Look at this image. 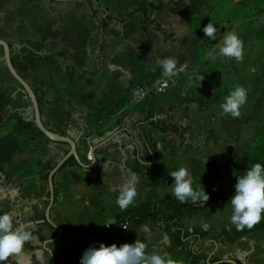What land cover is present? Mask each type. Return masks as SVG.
I'll return each mask as SVG.
<instances>
[{
	"label": "crops",
	"instance_id": "0c3cea01",
	"mask_svg": "<svg viewBox=\"0 0 264 264\" xmlns=\"http://www.w3.org/2000/svg\"><path fill=\"white\" fill-rule=\"evenodd\" d=\"M149 1L158 5V0ZM165 1L162 9H148L153 23L144 29L141 13L127 19L144 0H0V39L9 43L18 72L49 101L42 108L43 120L77 142L84 163L92 161V151L95 155L91 167L75 158V165L56 174L59 189L50 224L45 218L49 194L44 169L55 165L69 146L42 136L36 125H24L30 123V100L10 74L0 46V215L12 214L14 227L23 225L33 235L7 264H51L50 252L40 250L45 240L51 241L47 247L56 264H79L98 241L119 247L140 239L149 254L163 253L171 241L157 222H139L112 237H107L106 225L118 226L126 211L172 194L169 172L181 166L189 170L194 189L229 192L252 148L264 141L260 95L250 102L247 92L241 116L233 119L220 105L238 85L214 87L216 74L206 81L204 70L193 71L208 54L191 12L215 0ZM106 15L115 21L99 29ZM169 57L177 61L175 82L131 103L137 84L151 86L168 78L157 61ZM227 71L220 76H228ZM157 115L165 117L156 120L172 118L186 133L182 137L173 129H150L144 138L137 123ZM130 180L138 196L121 211L116 200ZM230 217V202H221L199 209L183 224L189 231L233 230ZM202 244L206 261L184 253L169 256L178 264H232L221 262L226 259L264 264V229L226 246L209 237Z\"/></svg>",
	"mask_w": 264,
	"mask_h": 264
},
{
	"label": "clouds",
	"instance_id": "9594fccd",
	"mask_svg": "<svg viewBox=\"0 0 264 264\" xmlns=\"http://www.w3.org/2000/svg\"><path fill=\"white\" fill-rule=\"evenodd\" d=\"M216 28L212 22L208 23L203 32L208 39H214ZM243 40L236 34H228L220 47L221 57L234 58L242 61L244 58ZM212 59H215L213 56ZM161 66L164 76H175L177 61L173 57L157 61ZM247 102V89L236 86L225 97L220 105L223 114L230 115L233 119L241 116V108ZM174 183L170 189L175 198L181 203L204 201L207 203L209 195L203 186L200 189L193 188L189 170L183 166L177 171L169 172ZM235 192L230 199L231 217L230 222L237 231L245 228L251 230L262 220L264 213V166L255 163L247 169L243 175L237 177ZM138 196V189L134 181H128L120 190L116 204L121 211L133 206ZM19 224V221H16ZM110 226V225H106ZM33 239L31 232L26 231L24 226L14 227V217L10 213L0 215V264H7L10 257L19 255L26 242ZM79 264H178L168 253L153 251L147 252V244L137 239L135 243H125L117 247L116 244L106 246L103 243L99 247H89L85 250Z\"/></svg>",
	"mask_w": 264,
	"mask_h": 264
},
{
	"label": "trees",
	"instance_id": "16d2710c",
	"mask_svg": "<svg viewBox=\"0 0 264 264\" xmlns=\"http://www.w3.org/2000/svg\"><path fill=\"white\" fill-rule=\"evenodd\" d=\"M167 1L165 0H158V5L153 4L149 0H144L138 7H136L132 12L127 14V19H130L137 13H141L144 17L143 19V26L146 29L147 26L151 25L153 22H150L147 17V12L149 8L154 9H162L166 5ZM177 6L179 4L176 3ZM115 21L109 15L101 21L99 25V29H102L109 25L111 22ZM194 24V21H193ZM154 25L161 30V25L154 23ZM199 31L200 39L203 41V28L202 26L195 25ZM204 43V41H203ZM206 43V42H205ZM226 89V88H225ZM34 91L37 95V99L41 108L49 103V101L45 100L41 96H39V88H34ZM222 91L218 93L221 95ZM46 126L49 127V124L46 120H44ZM34 124V122H26L24 125ZM137 128L140 130L142 136L147 138V132L150 129L165 132L168 129H173L175 132L180 134L182 137L184 133H186L187 129L180 124L173 121L172 118L169 119H159L153 120L151 118H147L144 120H140L137 123ZM39 134L45 136L37 127ZM61 134L65 135V132H60ZM151 149H155L154 144H150ZM255 163H261L264 166V141L259 143L257 146L252 148L250 160L246 163L243 170L240 172V175H243ZM75 157L71 156L60 170L67 166V165H75ZM54 167V164H49L45 169L46 172L43 176L48 178L50 170ZM59 170V171H60ZM58 171V172H59ZM76 179H79L77 175H75ZM237 182V178L234 182L232 189L229 192L219 191L217 193L208 194L211 197V201L206 205L202 206L197 202H192L190 199L185 202L181 203L178 201L173 194L166 195L163 199L160 200H153L142 203L139 207L132 208L126 211L122 215V219L129 218L132 220L131 226L137 224L139 222L151 223L157 222L159 223L160 227L163 229L165 233L168 234L170 237V245L163 251V253H184L187 256H193L196 260H207L208 255L204 251V245L202 241L205 238H211L218 242L219 244L226 246L228 244L234 243L238 238L248 235L250 233L260 231L264 229V223H260L257 225L256 228H252L251 230L245 228L243 231H237L236 228L231 230L228 226H223L220 231H215L212 228H203V227H196L192 231H189L184 227V219L193 217L196 212L204 207H208L211 205H215L221 202H230V199L234 195L235 192V184ZM55 184V183H54ZM59 189L58 184H55V193L57 194ZM96 247V246H94ZM225 264V263H220Z\"/></svg>",
	"mask_w": 264,
	"mask_h": 264
},
{
	"label": "rangeland",
	"instance_id": "374dc122",
	"mask_svg": "<svg viewBox=\"0 0 264 264\" xmlns=\"http://www.w3.org/2000/svg\"><path fill=\"white\" fill-rule=\"evenodd\" d=\"M191 16H195V25L204 28L212 22L217 29L214 39H208L203 32L204 49L208 55L203 65L193 71L204 70L202 78L206 81H210V75L216 74L214 87L243 86L250 92V102L258 95L264 100V0H215L202 10H192ZM230 33L243 40L242 61L219 55L224 38ZM223 69L229 73L225 78L220 76Z\"/></svg>",
	"mask_w": 264,
	"mask_h": 264
},
{
	"label": "water",
	"instance_id": "95a60500",
	"mask_svg": "<svg viewBox=\"0 0 264 264\" xmlns=\"http://www.w3.org/2000/svg\"><path fill=\"white\" fill-rule=\"evenodd\" d=\"M59 1H62V0H59ZM0 46L3 47V50H4L3 59L5 61V64L9 70L10 74L16 80V82L20 85V87L26 93L27 97L30 100L31 106H30V109L28 111L26 120L30 121V122H34L36 127L52 142L64 143V144H67L69 146L68 152L60 160H58V162L50 170L49 176H48L47 191H48L49 196H48V205H47V208L45 210V218L50 224L54 225L51 216H52V210H53V207L55 204V197H56L55 184H54V178H55L56 174L58 173L60 168L63 166V164L66 162V160H68L71 156H74L81 166H85V167L93 166L95 164L94 151H92V161L89 164L84 163L78 155V144L70 135L61 134L60 132H57V131H55V130H53V129H51L45 125L43 117H42L41 108H40V105H39V102L37 99V95L34 91V88L20 74V72H18V70L14 66L12 56H11V47H10L9 43L6 40L0 39ZM162 117H165V116L157 115V116L153 117V119L156 120V119L162 118ZM50 242H51L50 240H45L44 245H43V249H40V250L49 251L51 254V257H50L51 264H56L54 254H52L50 249H48V247H47V244H49ZM36 253H38V250L36 251ZM221 262H228V263H232V264H241L240 262H238L236 260H232V259L221 260ZM208 263L213 264V263H210L209 260H208Z\"/></svg>",
	"mask_w": 264,
	"mask_h": 264
},
{
	"label": "built area",
	"instance_id": "2783aa9c",
	"mask_svg": "<svg viewBox=\"0 0 264 264\" xmlns=\"http://www.w3.org/2000/svg\"><path fill=\"white\" fill-rule=\"evenodd\" d=\"M177 79L176 76H170L166 79H162L160 81H157L156 83H153L151 86L144 85V84H137L131 91V98L130 102L137 104L145 101L148 96L155 92V93H161L163 92L170 84L175 82ZM211 201V197H209V200L207 203ZM204 201H198V204L204 206L207 204ZM132 220L127 218H124L118 226H109L108 228V234L107 237L115 236L119 233H121L124 230H128L131 227ZM103 243V241H98L96 244V247H99V244Z\"/></svg>",
	"mask_w": 264,
	"mask_h": 264
}]
</instances>
